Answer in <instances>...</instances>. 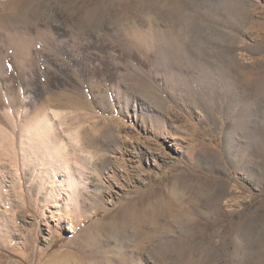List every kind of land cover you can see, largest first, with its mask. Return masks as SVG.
Instances as JSON below:
<instances>
[{"label": "rangeland", "instance_id": "1", "mask_svg": "<svg viewBox=\"0 0 264 264\" xmlns=\"http://www.w3.org/2000/svg\"><path fill=\"white\" fill-rule=\"evenodd\" d=\"M0 264H264V0H0Z\"/></svg>", "mask_w": 264, "mask_h": 264}, {"label": "bare ground", "instance_id": "2", "mask_svg": "<svg viewBox=\"0 0 264 264\" xmlns=\"http://www.w3.org/2000/svg\"><path fill=\"white\" fill-rule=\"evenodd\" d=\"M102 49H103V48H102ZM101 52H102V50H101ZM178 131H179V130H178ZM70 179H71V178H70ZM72 183H73V182H72ZM72 183H71V184H72ZM71 184H70V186H72ZM75 185H76V184H75ZM75 185H74V186H75ZM72 187H73V186H72ZM78 187H79V186H78ZM73 188H74V187H73Z\"/></svg>", "mask_w": 264, "mask_h": 264}]
</instances>
